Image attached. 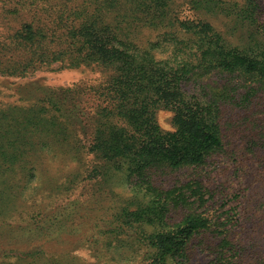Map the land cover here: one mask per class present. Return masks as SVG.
Listing matches in <instances>:
<instances>
[{"label": "trees", "instance_id": "1", "mask_svg": "<svg viewBox=\"0 0 264 264\" xmlns=\"http://www.w3.org/2000/svg\"><path fill=\"white\" fill-rule=\"evenodd\" d=\"M187 3L195 16H180L172 0L27 10L0 52V75L58 63L95 65L107 77L42 86L28 104L0 107V264H72L40 242L74 233L76 205L51 217L52 190L35 202L40 192L28 189L38 160L59 154L88 156L83 177L95 184V205L110 211L94 255L111 253L114 264H192L196 252L239 264L247 255L236 211L216 205L200 171L228 151L236 128L264 136V0ZM140 30L157 37L141 46ZM160 111L170 112L172 129L160 126Z\"/></svg>", "mask_w": 264, "mask_h": 264}, {"label": "rangeland", "instance_id": "2", "mask_svg": "<svg viewBox=\"0 0 264 264\" xmlns=\"http://www.w3.org/2000/svg\"><path fill=\"white\" fill-rule=\"evenodd\" d=\"M78 1L0 0V52L9 48L7 46L12 35L23 22L29 20L28 9L39 11L42 6H50L54 10L62 8L63 4L67 8ZM172 1L180 16H195L187 0ZM221 21L222 18H214V23L220 27ZM156 34L140 30L137 40L141 46H145L146 39H156ZM22 51L24 50H17L16 53L20 54ZM106 77L107 73L95 65L60 68L58 63L39 68L24 77L0 75V107L9 103L28 104L29 98L37 95L42 86H68L74 83L95 85ZM170 118L168 111L158 113V121L163 129H172ZM255 130V133H250L241 126L234 130L235 133L229 132L226 139L231 141L227 145L228 151L214 156L200 171L217 197L216 205L224 203L225 209L230 206L233 208L231 211L237 213L239 222L236 225V238L241 241L247 254L239 264H264V136L261 135L262 130ZM59 145L61 144L53 147H62ZM86 160L79 161L78 158L63 154L38 160L42 164V170H37V178L29 184L28 189H38L39 195L46 189L52 190L46 192L49 194V200H45L48 201L47 215H58L56 212H60L59 210L76 205L73 210L76 226L74 233L62 234L58 239L40 243L46 253H53L58 260L64 262L71 256L72 264H114L110 259L111 253L108 256L104 253L99 257L91 249L95 245V238L99 237L96 231L108 223L110 211L105 208L101 210L92 199L95 184L83 177ZM68 186L71 188H66ZM42 195L37 196L35 202ZM176 215L173 214L172 221L179 218ZM192 264H212L211 257L206 253L196 252Z\"/></svg>", "mask_w": 264, "mask_h": 264}]
</instances>
